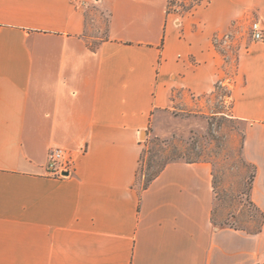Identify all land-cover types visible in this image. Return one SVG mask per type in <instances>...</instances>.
I'll return each mask as SVG.
<instances>
[{
	"label": "crops",
	"instance_id": "1",
	"mask_svg": "<svg viewBox=\"0 0 264 264\" xmlns=\"http://www.w3.org/2000/svg\"><path fill=\"white\" fill-rule=\"evenodd\" d=\"M169 1L0 0V264H264V225L214 223L211 161L138 188L143 133L206 114L224 86L264 212V30L235 61L217 44L253 9L264 29V0ZM93 9L108 15L98 42ZM54 147L76 153L74 173H46Z\"/></svg>",
	"mask_w": 264,
	"mask_h": 264
},
{
	"label": "rangeland",
	"instance_id": "2",
	"mask_svg": "<svg viewBox=\"0 0 264 264\" xmlns=\"http://www.w3.org/2000/svg\"><path fill=\"white\" fill-rule=\"evenodd\" d=\"M203 0H171V11H192ZM88 34L92 41L104 33L108 15L93 9ZM259 22L257 10L248 13L244 20L233 25L230 43L217 42L219 50L227 55L228 61H235L239 43L243 40L254 42L252 25ZM228 90L219 86L213 96L208 98L206 114L191 115L172 123L169 135H162L153 129L143 134V152L138 176V188L160 171L167 163L177 160H209L213 164L215 191L218 198L214 219L218 225L223 223L252 231L259 226L261 213L249 198L250 175L255 171L253 164L243 156L246 123L231 117L229 104L224 96ZM212 100V104L210 103ZM224 113H219L223 112Z\"/></svg>",
	"mask_w": 264,
	"mask_h": 264
},
{
	"label": "built area",
	"instance_id": "3",
	"mask_svg": "<svg viewBox=\"0 0 264 264\" xmlns=\"http://www.w3.org/2000/svg\"><path fill=\"white\" fill-rule=\"evenodd\" d=\"M263 27L259 22L252 25L253 37L256 40L263 38ZM85 151V149L83 150ZM76 153L65 148L54 147L48 153L45 165L46 173L54 177H66L76 170Z\"/></svg>",
	"mask_w": 264,
	"mask_h": 264
},
{
	"label": "trees",
	"instance_id": "4",
	"mask_svg": "<svg viewBox=\"0 0 264 264\" xmlns=\"http://www.w3.org/2000/svg\"><path fill=\"white\" fill-rule=\"evenodd\" d=\"M171 0L169 1V10L168 11H171ZM187 11H190V9H186ZM166 165V164H165ZM164 165V166H165ZM164 166L160 169V171L159 172H157L156 174H154V175H152L151 177H149L146 181H145V183L143 184V187L142 188H147L148 186H149V184L151 183V181L161 172V170L164 168ZM254 166V169H255V171L250 175V188H249V198H250V191H251V189H252V185H253V180H254V178H255V175H256V171H257V168H256V166L255 165H253ZM214 187H216L215 186V179H214ZM250 201H251V203L253 204V205H255L254 204V202L250 199ZM256 206V205H255ZM257 207V206H256ZM258 208V207H257ZM259 209V208H258ZM259 211H260V213H261V221H260V223H259V226L258 227H256L255 229H253L252 231H248V232H250V233H253V234H257V233H259V232H261L262 231V229H263V225H264V212L263 211H261L260 209H259ZM212 219H213V221H214V223H216L217 224V222L215 221V219H214V213H213V217H212ZM222 226H230V227H234V228H236V229H243V228H240V227H235V226H233V225H230V224H227V223H223L222 224ZM243 230H245V229H243Z\"/></svg>",
	"mask_w": 264,
	"mask_h": 264
},
{
	"label": "water",
	"instance_id": "5",
	"mask_svg": "<svg viewBox=\"0 0 264 264\" xmlns=\"http://www.w3.org/2000/svg\"><path fill=\"white\" fill-rule=\"evenodd\" d=\"M144 134V133H143Z\"/></svg>",
	"mask_w": 264,
	"mask_h": 264
}]
</instances>
